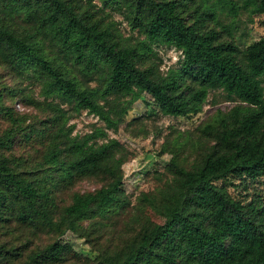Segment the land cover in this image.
Wrapping results in <instances>:
<instances>
[{
	"label": "rangeland",
	"instance_id": "1",
	"mask_svg": "<svg viewBox=\"0 0 264 264\" xmlns=\"http://www.w3.org/2000/svg\"><path fill=\"white\" fill-rule=\"evenodd\" d=\"M60 1L63 4L58 20L74 18L78 26L93 24L121 45L140 47L145 41L151 48L143 50L138 58L141 69L149 68L158 78L178 76L177 89L186 96L200 87L192 73L183 68L180 49L145 37L140 21L130 11L131 0ZM179 1L184 2L180 14L187 23H194L199 31L214 29L219 32L216 42H230L237 47L235 56L241 65L244 48L264 34V14H251L243 8L234 11L217 0ZM49 2L38 0L37 6L20 8L4 16L3 24L17 35L35 40L45 58L57 64L79 88L93 92L113 118L118 117L117 124L108 126L86 108H77L73 101L48 93V77L38 64L21 70L0 52V137H9L0 146V158H6L15 173L50 190V197H40L35 205L37 210H50L54 220L73 193L93 192L106 186L112 177L101 167L76 171L65 178L61 168L54 170L46 160L53 148L61 150L59 159L64 164L79 155L73 142H82L84 147L109 143L107 158L120 159L122 184L114 205L77 221V232H59L45 225L37 213H26L22 219L23 200L0 184V264H105L106 257L115 256L128 244L143 217L152 222L168 217V212L150 206L145 195L150 198L169 187L174 180V165L189 168L197 164L216 141L207 127L220 128L232 107L246 104L220 87L207 88L196 109L185 115H171L163 113L145 92L129 102L127 94L103 93L106 62L99 58L88 65L56 41L40 7ZM261 77L264 87V75ZM121 104L127 105L126 111L118 116L115 111ZM217 182L245 206L264 200V176L251 180L228 175ZM55 240L66 243L56 261L40 254L31 259Z\"/></svg>",
	"mask_w": 264,
	"mask_h": 264
},
{
	"label": "trees",
	"instance_id": "2",
	"mask_svg": "<svg viewBox=\"0 0 264 264\" xmlns=\"http://www.w3.org/2000/svg\"><path fill=\"white\" fill-rule=\"evenodd\" d=\"M234 11L246 9L251 14H264V0H217ZM63 2L50 0L40 7L44 21L55 35L56 41L70 48L78 60L88 65L101 58L108 69L103 93L127 94V102L145 92L165 114L185 115L196 109L206 95L207 88H222L246 105H236L229 111L228 119L220 128L211 129L214 146L195 165L189 168L174 165V180L148 198L150 206L166 211L162 222L140 220L138 230L128 244L113 257H106L105 264H264V200L257 205L241 203L217 181L228 175L251 180L264 176V34L249 43L243 50L244 64L235 56L237 47L230 42H216L219 32L214 29L199 31L194 23H187L180 12L184 2L179 0H131L130 11L140 21L142 31L149 41H161L180 49L182 66L192 73L200 84L187 94L178 91V76L155 77L149 68L137 65L143 50H150L149 43L140 47L121 45L110 39L106 30L95 25H77L74 18L58 20ZM38 5V0H0V52L14 66L25 70L38 64L48 80V93H55L75 107L86 108L115 127L117 118L97 102L93 92L79 88L39 51L30 36L17 35L3 24L20 8ZM58 20V21H57ZM121 104L115 111L120 116L126 111ZM12 119H14L12 117ZM9 137H0V146ZM78 157L60 162L61 150H50L46 160L54 170L61 168L62 176L70 178L76 171L101 168L112 177L104 187L93 192H75L64 205L57 220L53 213L35 203L40 197L48 199L49 191L41 189L27 178L15 173L0 158V184L23 200V213H37L45 225L62 232H77V221L101 214L118 200L122 184L119 171L120 159L109 160L110 144L97 147L73 142ZM107 159V161H104ZM66 249V243L55 240L31 257L41 255L56 261Z\"/></svg>",
	"mask_w": 264,
	"mask_h": 264
}]
</instances>
